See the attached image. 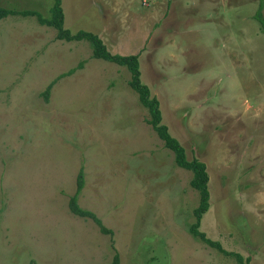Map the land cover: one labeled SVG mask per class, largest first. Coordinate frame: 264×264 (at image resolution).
<instances>
[{"label": "rangeland", "instance_id": "rangeland-1", "mask_svg": "<svg viewBox=\"0 0 264 264\" xmlns=\"http://www.w3.org/2000/svg\"><path fill=\"white\" fill-rule=\"evenodd\" d=\"M259 2L60 0L64 27L137 54L161 122L205 164L198 229L246 264H264ZM50 3L0 0L45 16ZM55 33L33 14L0 18V264H109L114 252L117 264H238L188 231L198 198L191 171L147 122L128 69ZM79 167L77 202L110 233L67 207Z\"/></svg>", "mask_w": 264, "mask_h": 264}, {"label": "trees", "instance_id": "trees-1", "mask_svg": "<svg viewBox=\"0 0 264 264\" xmlns=\"http://www.w3.org/2000/svg\"><path fill=\"white\" fill-rule=\"evenodd\" d=\"M262 1L260 0L258 8L253 13V16L259 22V28L264 32V21L259 14V9L261 7ZM7 14H33L40 23L47 24L56 29V37L70 40V39H85L89 42L91 48V55L94 57H100L112 62H115L119 65H124L129 71L128 84L132 89L137 92L138 100L147 108L148 119L147 122L156 132L157 136L162 140V143L165 147L171 150L173 154V161L176 165L189 169L191 171V176L189 178V184L197 191V204L192 209V215L194 220L188 224V231L190 234L210 246L214 247L218 251L233 255L238 264H246L239 253L236 251H230L224 249L217 240L210 239L207 237L203 231L198 229L199 219L201 214L208 207V197L209 192L207 188V173L205 170V164L203 161L197 159L196 157L187 158L183 146L179 143L176 137L171 135L166 127V125L160 120V110L158 108L157 99L149 94V89L146 84L140 81L139 78V68H138V59L136 53L128 54H119L111 53L107 50L105 44L99 38V36L89 30L85 29H76L75 31H70L68 28L62 25L63 21V12L60 5V0H51V3L48 7V15H43L37 10L34 9H16L12 7H6L0 5V18L6 16ZM81 62H78L77 65H80ZM69 70H72L70 68ZM68 72V71H66ZM65 73V72H64ZM60 73L56 77L64 74ZM54 79L49 81L47 85L42 89L41 95L43 99L46 100L49 88ZM83 184V171L82 167H79L75 174V184L73 191L68 194L67 197V207L69 211L79 216L89 217L97 225L98 229L102 233H110L111 230L104 226L100 218L90 209L80 206L77 202V194L79 193ZM118 255L116 252L113 253L109 264H117Z\"/></svg>", "mask_w": 264, "mask_h": 264}]
</instances>
